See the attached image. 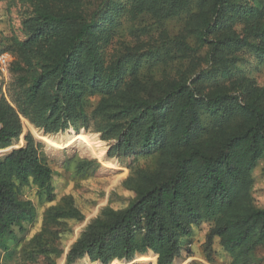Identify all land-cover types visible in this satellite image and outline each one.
<instances>
[{
  "label": "trees",
  "instance_id": "obj_1",
  "mask_svg": "<svg viewBox=\"0 0 264 264\" xmlns=\"http://www.w3.org/2000/svg\"><path fill=\"white\" fill-rule=\"evenodd\" d=\"M19 1L27 6L24 39L0 41V53L13 59L6 95L0 89V150L19 140L25 120L46 134L92 129L109 142V158L130 161L126 204L103 208L65 264H173L182 242L205 225L206 263L215 264L218 239L230 264H254L264 246V208L253 201L264 88L246 65H264V0ZM98 168L76 156L63 164L79 178ZM60 177L29 133L0 157L3 259L16 253L57 264L72 232L67 221L84 219L70 195L45 211L20 252L8 242L36 220L25 193L51 204Z\"/></svg>",
  "mask_w": 264,
  "mask_h": 264
},
{
  "label": "rangeland",
  "instance_id": "obj_2",
  "mask_svg": "<svg viewBox=\"0 0 264 264\" xmlns=\"http://www.w3.org/2000/svg\"><path fill=\"white\" fill-rule=\"evenodd\" d=\"M27 8L19 0H0V41L5 37H15L18 40H23L24 36L21 33V15ZM182 27L183 23L180 20H173L170 26ZM9 55V66L5 70H1L0 67V89L3 95L7 93V86L10 81V66L12 63V57L9 53H0ZM250 77H252L258 86L264 88V65H257L255 62L250 61L246 65ZM23 130L22 134L14 145L6 150H0V157H3L6 153L12 149H16L24 144V136L28 133L42 145L44 157L48 165L61 174L60 186L56 190V200L47 204L44 201L38 202L35 191H28L25 193V198L30 200L36 207L37 217L34 223L25 225V232L19 233L15 228V238L8 242V245L15 252H20L24 242L31 239L42 228L43 215L45 211L59 204L62 197L70 195L78 209L84 215L82 221H67V227L71 228V233L66 234L61 240V256L56 260L57 264H65V258L70 246L79 237L80 233L84 230L87 224L95 218L99 212L109 206L113 209H118L126 204L127 194L122 189V182L128 176L127 163L120 162L117 158H109L107 156V150L109 148V142L102 141L100 134L95 133L92 129H80L79 131L59 132L54 134H46L41 130L33 128L27 121L22 120ZM96 135V136H95ZM78 136H81L84 140H90L92 142H99L100 150H104L105 159L107 162L114 164V169H108L100 163V161L89 153L84 147V144ZM53 140L56 144H60L59 148L51 147L44 142V138ZM41 139V140H40ZM67 144V145H66ZM63 145V147H62ZM79 157L82 159H94L99 163V168L94 176L79 178L72 172H64V161L69 157ZM117 167V168H116ZM264 159L261 160L257 167L253 171L254 185H253V201L254 205L258 208H264ZM128 197V196H127ZM208 226H202L196 229L192 236L182 242V251L178 258H176L173 264L185 263V264H208L203 258V243L205 241V235L207 233ZM213 249L216 252L215 264H230V259L223 252L218 245V239H214ZM3 253L0 255V264H44L40 258L35 262L24 261L20 255L16 254L12 259H3ZM148 258H153L151 253L146 255ZM138 258V257H137ZM137 258L133 263H141L137 261ZM254 264H264V246L259 247L253 256ZM156 261L150 260L149 263L141 264H155ZM74 264H90L86 259L78 260ZM98 264V263H96ZM111 264H128L124 261H114Z\"/></svg>",
  "mask_w": 264,
  "mask_h": 264
},
{
  "label": "bare ground",
  "instance_id": "obj_3",
  "mask_svg": "<svg viewBox=\"0 0 264 264\" xmlns=\"http://www.w3.org/2000/svg\"><path fill=\"white\" fill-rule=\"evenodd\" d=\"M67 131L70 132L71 130H67ZM78 139H80L82 141V143L84 144V147H86V149L93 156V158H96L100 161L102 166H104L108 169H114L115 168L114 164L106 161L105 155H104V150H102V149L100 150V148H99V142H92L90 140H84L81 136H78ZM44 142L47 143V145H49L51 147L59 148L61 146L60 144H58V143L56 144L55 142H53V140H50L47 137L44 138ZM62 147H63V145H62ZM179 264H185V263H179Z\"/></svg>",
  "mask_w": 264,
  "mask_h": 264
},
{
  "label": "built area",
  "instance_id": "obj_4",
  "mask_svg": "<svg viewBox=\"0 0 264 264\" xmlns=\"http://www.w3.org/2000/svg\"><path fill=\"white\" fill-rule=\"evenodd\" d=\"M9 55L3 54L0 56V67L1 70H5L9 66Z\"/></svg>",
  "mask_w": 264,
  "mask_h": 264
}]
</instances>
